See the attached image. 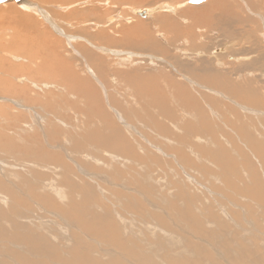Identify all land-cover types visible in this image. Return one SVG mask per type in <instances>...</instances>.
I'll return each instance as SVG.
<instances>
[{
	"label": "bare ground",
	"instance_id": "6f19581e",
	"mask_svg": "<svg viewBox=\"0 0 264 264\" xmlns=\"http://www.w3.org/2000/svg\"><path fill=\"white\" fill-rule=\"evenodd\" d=\"M40 1L43 2L45 0ZM46 1H55L56 3H48V5L51 4V7L46 6L45 9L39 8L30 0L6 2L0 6V102H8V108L12 114L16 112L24 114V112H27L33 120V125H19L17 130H13L15 135L11 136L4 133L2 129L5 115L0 112V156L3 158L5 154V159L23 165L21 169L17 170H0V264H83V262H87L86 264H122V262L127 264L125 254H123L125 249L119 248L118 243L119 241L124 244L130 242L131 247L138 249L135 244L129 241L128 238H132L130 234L139 238L141 244L144 245L141 254L149 257L152 264H214L211 262L212 259L210 260L208 257L210 251L204 245L206 239L203 238V235L213 239L219 248L223 247L228 259L231 256H236L238 258L235 257L234 261H244L247 255L252 254L255 256L254 260L247 262L264 264V254L261 253L264 251V233H260L258 230V227L261 228L260 222L264 224V217H261L262 215L259 216L260 214L258 215V212L255 213L254 211V207H259L263 212L264 206L259 203V200L256 201L248 197L249 195L246 197L243 195L245 190L255 193V188L260 184L258 188L261 197L264 196V182L260 180V172L258 168H255L253 162L240 165L236 161H232L231 151L229 150V153L225 151L224 145L217 141L214 126L210 122L200 121L198 118L204 106L208 105L206 101L213 103V106H208L213 117L221 118L224 121L223 111L228 108L224 105L222 111L215 107L214 99H210V96L205 94L206 92H201V99L205 101L204 105L203 101L198 99L194 92L191 91L187 82L192 85L197 84V88H205L204 90H207L212 95H218L226 100L235 102L242 111L244 107L243 105L240 106L236 102L237 100L244 103L246 101L250 105L262 109L261 112L245 107L248 114L252 117L254 116V123L251 118H247L245 115L242 119L235 117L240 122L237 125L229 120H227L228 123L224 122L229 130L239 138L240 143L245 145L243 147L252 154H259L260 150H264V136H262V132L260 133V131H264V121H260L261 118H264V98L258 88L252 85L253 82H257L256 79H253L248 84H241L237 82L238 80H234V77H229L230 75L227 73L216 71L213 67L214 65H206L208 60L206 59L205 61L203 58L207 57L205 54L208 50L210 51V48L208 49V46L201 45V43H195L198 40L196 33L194 41L189 40V42L182 37L179 40L178 37L182 34V29L178 28L176 21L173 22L171 15L165 14V11L174 14L180 8L183 9L185 7L178 16L183 21L188 22L191 27L195 24V20L196 22L198 21L196 24H200V26L210 27L211 29L209 30L211 31H208L207 38L211 37L213 39L215 37V40H217L218 35V39L223 38V40H229L231 43L246 39V43H248L251 38L262 37L264 39V4H261L263 0H206L204 4L202 3L203 5L198 7L193 4L189 5L191 1L188 2V0L179 2H170L168 0L169 2H159L151 8H130L128 9L130 13L118 11L119 14L117 15L112 13V6L115 5L109 0L96 2H93V0H81L70 5H66L70 0ZM86 3H91L92 5H86ZM94 5L103 8L110 6L109 13L105 16L103 23H100V11L91 9ZM52 7L59 11L51 9ZM204 10L207 13L200 14L204 13ZM61 11L65 14L71 11L67 16L77 22V24L75 23L76 25H74V21L63 23L66 26L65 28L67 30L70 29L69 31L71 32L76 31L81 26H89L91 31L95 32L96 29L92 25L98 27L97 30L107 28V25L115 26L112 30H116L120 26V20L133 21L136 18L135 20L140 25L138 27L132 26L130 30L124 28L120 31V35L124 39L117 42V45L131 47L142 53H153L155 55H149V59L152 61L155 58H159L160 62H166V60L170 59L175 62L174 68H177L182 74H187L190 78L183 74L181 76L187 82L179 83L178 81L177 83L175 79L173 80L174 76L170 80L164 79L161 81L158 77L148 76L145 79H143L144 77L134 79L131 74L123 73L122 77L128 85L127 87L125 86L126 95H123L127 96V98L121 97L120 93L116 91L117 89L115 90L116 95L104 94L103 96L96 82L103 88L104 84L98 76V72L105 74L106 70L103 67V63L99 62L100 57L95 51H99L104 55L108 54V52H116L114 55H117L116 58L120 60L118 65L121 67L124 66L125 62L138 64L143 57L140 61H135L132 58L134 52H130V57L123 58L121 56L123 52L100 47L98 42H115L108 37H104L102 35L103 32L98 36L84 33L87 38L65 34V30H62L64 28L60 27V23L57 21L62 16L56 12ZM35 15L45 20L53 31L55 27H59L62 31L61 34L71 43L74 42L72 40H84L85 43H91V46L95 43L98 45H93L95 51L88 48L86 44L84 46L79 45L78 50L73 46L76 51L74 65L81 70L77 71L71 67L70 62L64 57L68 51V46L65 51H60L59 48L52 47L50 38H42L41 43L53 49L56 54L57 73L54 74V78L57 82L63 84L64 88L57 86L58 84L54 83L51 78L47 80L49 76L44 79V77L42 78L39 75L40 73L30 71V68H33L34 59H39L40 56L37 51L33 55L34 49H29L26 46L28 41L21 38L18 30L22 24L21 20L27 21L30 19L31 21V17H35ZM137 15L143 19L153 17L141 21ZM83 18H91L93 21L81 23ZM148 21H153V28L150 27L148 29L149 26L145 25ZM250 23L259 24L261 30L258 31V34H255V31L253 34L250 29L241 33L235 32L234 26L243 24L246 27ZM148 25H150V22H148ZM11 26H14V29ZM197 29L203 30V27ZM162 32H167V34H169L168 32H173L172 34L175 33V36L173 35L174 37L167 41L163 37ZM192 33L194 34V32H191V35ZM34 42L36 45L35 40ZM173 42H176V44H173ZM191 43L193 44L191 45ZM186 45H189L188 51L183 48ZM196 45L199 49L194 51L193 48ZM178 46H182V48ZM171 50L182 55L183 52H188V54L203 57L201 58L203 61H200L204 65L195 66L196 61L195 63L193 61V63L182 62L178 58L170 56L171 52L173 53ZM216 50H219L220 53L223 52L219 48ZM191 51L195 53L192 54ZM241 53L244 55H241L242 58H240L246 62L251 60L250 58H254L244 64V70L264 68V53L258 49L242 48ZM67 56L72 58L71 55ZM215 59L213 58V60ZM24 60H27L29 65L22 66ZM44 62L41 59L38 67ZM209 62H211V59ZM6 63L9 64L8 68L5 66ZM142 63H145V61H142ZM41 68L43 67L40 66V70H42ZM82 72L88 76L82 75L84 74ZM244 74L256 77L253 72H244ZM262 79H264L263 74ZM114 80V83L119 81V79L116 81V78ZM65 89L66 91H64ZM102 90L104 93L105 90ZM41 93L45 94L44 100H42L43 95ZM61 96L67 98L68 101L63 99L64 97L61 98ZM118 96L121 97V101L118 100ZM69 97H72L73 101ZM38 102L41 105L43 104L42 108L37 107L42 114L39 120L33 118L37 108L30 106V104ZM110 108H112V111L109 110ZM120 109H123L122 113ZM70 114L74 116L72 121L66 117V115ZM124 115H126L127 124L130 127L125 126V128H122L120 124L115 122V117H117L119 122L124 124ZM76 116L78 118H75ZM64 121L72 123L67 125ZM134 121L138 122L135 123L139 124L137 125L138 127L131 123ZM35 125L40 127L41 133L40 131L37 132L31 137L32 141H28L25 135ZM128 128H130V131ZM140 129L142 134L139 137L142 138L143 142L148 140L146 142H149L147 145H143L140 140L139 142L134 141ZM17 131L24 135L22 148L30 150L29 154L11 155V151L16 148V146H13V142H18L23 138V136L16 134ZM151 135H154L155 139ZM128 136H131V142H129ZM226 136L228 137L227 134ZM222 138L228 141V149L236 147L231 143V138ZM150 139L156 141L160 139L164 143L159 145ZM193 139H195V143H193ZM151 144L154 146V150L150 148ZM212 148H223V150L214 154ZM104 150L130 157V165H121L112 154ZM159 150L161 152L175 153L177 157L167 154L169 156L167 160L162 159L159 156L160 154L158 155ZM238 151L240 150L238 149L237 153H239ZM136 153H143L146 157L139 158ZM86 154L99 157L103 160V163L97 165L88 161L87 157H85ZM171 159L175 160L174 162L178 164L180 170L185 173L187 181L185 179L182 180L183 178H177L180 175L178 174L179 169L175 167ZM245 159L248 160V158ZM72 160H74L73 162L76 166L70 165ZM192 162H198V168L202 169L197 168V170H194L201 179L208 177L206 180L214 179L219 183V176L213 175L214 173L210 172L212 170L209 171L210 168L203 166L205 164L206 166L214 167L213 163L217 164L219 170L222 171L224 183L226 181L225 188L226 186L231 187L230 190H227V194L229 197L233 194L239 198L237 200L238 203H235L234 200L232 205L234 204L235 208L239 207L243 211L245 219L248 216L253 221L246 220L247 226H245L242 222L237 221L239 216L236 214L235 216L230 215V219L235 217L237 222L228 219L232 221L229 224L225 219V216L229 213V211L226 213L228 205L226 204L227 206H225L218 201L219 208L225 215L223 216L220 213L221 210L217 211L224 219H222L223 217H217L215 214V205L214 207H210V204L209 206L201 205L203 216H207L210 213V208L214 209V214L208 218L206 217L203 224L204 226L209 225L208 227L211 230L205 229L204 226H200L198 223H193L194 220L192 221L188 216L183 217L180 228L172 229L169 227L167 224L169 211L176 208L179 202H183L184 207L180 212L184 213L188 209L187 202L190 200V193L187 189H189V186H192L195 191L199 189L190 184L191 181L188 179L186 168H183V166L191 167ZM82 167L90 170L97 168L95 170H99V173L93 175V177L85 175L88 179L97 180L94 181L96 187H92V185L83 181L82 175L84 173L81 170ZM238 167H241V171L249 182V184L247 183L248 185L241 183V180L232 178V171ZM191 169L193 171L192 167ZM261 172L264 171L261 170ZM171 177H173L175 182L171 181ZM98 181L108 185L113 184L115 181L124 184L123 192L111 193L113 199H118V202L120 200L121 203H119L124 205V210L123 206H121L123 211L120 209L124 212V215L121 212L119 214L116 210L107 209L108 203L107 205L98 203L99 201L95 199V188L105 189ZM221 181L223 182V180ZM213 183H210V185H213ZM234 183L239 185L240 190L234 189ZM83 186L87 187V189ZM217 189L219 190L218 187ZM251 197L253 196L251 195ZM190 198L193 197L191 196ZM248 203L253 204L254 207L250 208ZM241 210L236 209V211ZM128 211H131L133 215ZM112 213H114V216L116 213V217ZM213 217H216V219H213ZM188 230L200 232L201 237L191 234ZM255 239L262 240L259 246L255 244ZM196 241L197 248L195 250L193 244ZM94 242L96 246L94 244L95 247L89 248L88 245L91 244L93 246ZM215 247L212 244L211 248L217 252L218 249ZM85 252H87L88 256ZM84 255L89 260H85ZM130 255H132L131 250ZM219 256L218 259L224 264L223 256L220 254ZM130 264H133V262L130 261Z\"/></svg>",
	"mask_w": 264,
	"mask_h": 264
},
{
	"label": "rangeland",
	"instance_id": "374dc122",
	"mask_svg": "<svg viewBox=\"0 0 264 264\" xmlns=\"http://www.w3.org/2000/svg\"><path fill=\"white\" fill-rule=\"evenodd\" d=\"M30 1H32V2H34L35 3V5H37L39 8H41V9H45V7L47 6V7H51V4L50 5H48V3H56L55 1H40V0H30ZM77 1H81V0H70V2L68 3V4H66V5H70V4H72V3H74V2H77ZM96 1H106V0H93V2H96ZM112 4H114L115 6H112V9H111V11H112V13L113 14H119L118 13V11L119 12H121V11H124L125 13H130V11L128 10V9H130V8H151V7H154L157 3H159V2H164V1H166V2H179V1H181V0H109ZM190 1H192V0H188V2H190ZM204 1L206 2V0H203V4H204ZM184 2V1H183ZM202 3H200V4H193V5H196V7H198V6H201V5H203ZM87 4H89V5H92L91 3H86V5ZM190 4H192L191 2L189 3V5ZM261 4L263 5L264 4V0L261 2ZM1 5H3V4H0V6ZM83 7H84V5H82ZM183 6V5H182ZM264 6V5H263ZM95 7V9H93ZM94 7H92L91 9L92 10H97V11H100L99 13H100V16H101V20H100V23H103V21L105 20V16L109 13L108 12V10H110V6L109 7H107V8H103V7H99V6H97L96 7V5H94ZM181 7V6H180ZM103 8V9H102ZM51 9H55L54 7H52ZM185 9V7H183V9H181L180 8V10H178L176 13H174V14H170V12H166L165 11V14L166 15H171L170 17H171V19L173 18V22H177V25L179 26L178 28L181 30L182 29V31H181V33L182 34H180L179 35V37H178V39L180 40L181 39V37L182 38H186L188 41L189 40H195L196 39V35H197V37H198V40L195 42V43H197V44H200L201 43V45L203 44L204 46L206 45V46H208V49L210 48V51L208 50V52H206V54H205V56H207V57H198V56H195V55H191L190 53L188 54V52H183V55L182 54H180V53H178V52H174L173 50H171V51H173V53L171 52V57H175V58H178L180 61H182V62H184V61H186V62H194L195 63V61H196V63L194 64L195 66H201V65H204L203 63L201 64V61H203V60H205L206 61V59L208 60V61H206V65H210V64H212V65H214L213 67L215 68V70L216 71H218V72H220L221 71V73H227L228 75H230L229 77H234V80H238L237 82H239V83H241V84H248L250 81H253V79H256V81L257 82H253L252 83V85L255 87V88H258V90H259V92H260V94H261V96L264 98V79H262V74L264 75V68H259V67H257V68H259V69H255V70H251V69H247V70H244V64L245 63H248L249 61H252L254 58H250L251 60H248L247 62L244 60V59H241L242 57H241V55H244L243 53H241V50H242V48L244 49H258L260 52H262V53H264V39L262 38V37H259V38H251V41H249V39H248V43H246L247 41V39L246 40H243V41H240V42H233V43H231L229 40H223V38L222 39H218V35H217V40H215V37L213 38V39H211V37H209V38H207V34H208V31H211V30H209V29H211L210 27H206L205 28V26H200V24H196V23H198V21L196 22V20L194 21L195 22V24L197 25H192V27H191V25L188 23V22H185V21H183L182 19H181V17H179L178 15L179 14H181V12L183 11ZM15 10H17V9H15ZM56 11H59L58 9H55ZM56 13H58L60 16H62L61 18H60V20L58 19L57 21H59V23H60V27L62 26L64 29H62V30H65L64 31V33L65 34H68V35H70V34H72L73 36L75 35L76 37H81V36H83V37H86L85 35H84V33H88L89 35H92V36H98V35H100L101 34V32H103V36L104 37H108L109 39H112V40H114L115 42L114 43H109V42H98L99 43V45H100V47H106V48H109V49H114V50H118V51H120V52H123V53H121V56L124 58H128V57H130V54L132 53V52H134V53H136L135 55H134V53H133V56H132V58L135 60V61H140V59L142 60V61H145V63H142V61H140V62H138V64L137 63H132V64H129V62L127 63V62H125L123 65L124 66H119L118 65V62L120 61L118 58H116L117 57V55L115 56L114 55V53H116V52H114L113 50H111V51H113V52H111V53H109L108 52V54H106V55H104V54H102L101 52H99V51H95L94 49V47H93V45L94 46H98L96 43L95 44H93L92 46L90 45L91 43H85V41L84 40H72V41H74V42H69L65 37H64V35H62L61 34V30L59 29V27H55L54 28V31L50 28V25L45 21V20H43L41 17H39V16H37V15H35V17H31L32 18V20L30 21V19H28L27 21H22L21 20V17H20V20H21V22H22V24H21V26H20V28H19V33H20V36H21V38H23V39H26L28 42L26 43V46L27 47H29V49H34V51H33V55H35V53L34 52H36L37 51V53H38V55L40 56V58L39 59H34V62H33V65H32V67L33 68H30V71H34V73H40L39 75L43 78L44 77V79H46V76H49V78L47 79V80H50V78L52 79V81L54 80V83H56V84H58L57 86H59V87H63L64 88V85L63 84H60V82H57L56 80H55V78H54V74L55 73H57V68H56V62H57V58H56V54L54 53V51H53V49H50L49 47H47V46H44L42 43H41V40H42V38H50V40L52 41V47H55V48H59V50L61 51V50H66V48H67V46H68V51L66 52V54H65V58L70 62V65H71V67L72 68H74L75 70H77V71H81L79 68H76L75 67V65H74V63H75V61H76V51H75V49H74V47H76L77 48V50L79 49V47L82 45V46H84L85 44H86V46L88 47V48H91V50H94L96 53H98L97 55H98V57H100L99 58V62L100 63H103V67H104V69L106 70V73L105 74H103L102 72H98V76L100 77V79H101V81H103L102 83L104 84L103 85V88H101L102 86H100V84L98 83V82H96L95 84L97 85V87L99 88V91H100V93L104 96V94H110V96L113 94V95H116V93H115V90L116 91H118L119 93H120V96L122 97V96H124V98H127V96H125L126 95V93H125V89H126V87L128 86L127 84H126V81L124 80V78L122 77L124 74L123 73H129V74H131V76L134 78V79H136V78H143V79H145V77L146 76H148V77H158V79H160L161 81L162 80H170V78L172 77V76H174L173 77V80L175 79V81L178 83V81H179V83H186L187 81L186 80H184V78H182V76L181 75H186L188 78H190V76H188L187 74H185V73H181L177 68H174L175 67V62L174 61H172V60H170V59H168V60H170V61H168V60H166V62L165 61H162V62H160L158 59L159 58H155L153 61L152 60H150L149 59V55H155V54H150L149 52L148 53H146V52H141V51H138V50H134V49H132L131 47H121V46H118L117 44V42H119V41H121V39H124V37H122V35H120V31H122L124 28H128L129 30H130V27H138L139 25H140V23L137 21V20H133V21H130V20H126V19H122V20H120V22H119V24H120V26L118 27V28H116V30H112L115 26H111V25H107V28H101L100 30H97V28L98 27H96V26H94V25H92L95 29H96V31L95 32H93V31H91V28L89 27V26H86V27H83V26H81L79 29H76V31L74 32H71V31H69L70 29H66L65 27V23L67 22V23H71L72 21H74V20H72L71 19V17L70 16H67V15H69L70 13H71V11H70V13L68 12V13H62V11L61 12H56ZM207 12L204 10V13L202 12V13H200V14H206ZM239 13H240V11H239ZM89 14H91V13H89ZM65 16H67V17H65ZM93 16V15H92ZM138 16V15H137ZM139 18L138 19H140L141 21H144V20H147V19H151L153 16H151V17H149V18H147V19H143V18H141L140 16H138ZM178 17V18H177ZM55 18H57V17H55ZM64 18H66V19H64ZM70 19V20H69ZM84 19V20H83ZM83 19H81V23H86V22H89V21H93V19H91V18H87V19H85V18H83ZM178 19V20H177ZM64 20H66V21H64ZM61 21V22H60ZM83 21V22H82ZM187 21V20H186ZM148 22H150V25H148ZM148 22H146L145 23V25L146 26H149L148 27V29L151 27V28H153L154 26H153V21H148ZM193 22V23H194ZM64 23V24H63ZM77 24V22L76 21H74V25H76ZM152 23V24H151ZM193 23H191V24H193ZM111 24V23H110ZM114 24V23H113ZM190 25V27H188L189 25ZM253 24V25H252ZM137 25V26H136ZM196 27V28H195ZM200 27H203V30L201 29H197V28H200ZM235 27V32H242V31H246L247 29V31H249V29H250V32H254L255 34H258V31H260L261 30V27H259V24L258 23H250L249 24V26H244L243 24H240V26H234ZM240 27V28H239ZM242 27H243V29H242ZM245 27V28H244ZM11 28H13L14 29V26H11ZM81 29V30H80ZM87 30V32H86V30ZM159 29V28H158ZM206 29V31L204 32V30ZM150 30H152V29H150ZM195 30V31H194ZM78 31V32H77ZM191 32H194V34L192 33V35H191ZM169 34H167V32L166 33H164V32H162V35H163V37L167 40V41H170L171 39H172V37H174L175 36V33L174 34H172L171 32H168ZM188 33V34H187ZM195 33H196V35H195ZM199 33V34H198ZM201 33V34H200ZM253 33V34H254ZM43 34V35H42ZM165 34V35H164ZM190 34V35H189ZM172 35V36H171ZM174 35V36H173ZM188 35V36H187ZM24 36V37H23ZM117 36V37H116ZM192 36V37H191ZM195 37V38H194ZM203 37V38H202ZM64 38V39H63ZM87 38V37H86ZM190 38V39H189ZM207 38V39H206ZM31 40V41H30ZM34 40L36 41V45H35V42H34ZM206 40V41H205ZM56 41V42H55ZM62 41V42H61ZM76 41V42H75ZM132 41V40H131ZM226 41V42H225ZM228 41V42H227ZM32 42V43H31ZM80 42V43H79ZM190 42V41H189ZM30 43V44H29ZM84 43V44H83ZM183 43V42H182ZM228 43H230V44H228ZM245 43V44H244ZM254 45H253V44ZM27 44H29V45H27ZM40 44V45H39ZM72 46H71V45ZM173 44H176V42L174 43L173 42ZM193 43H191V45H192ZM227 44V45H226ZM247 44V45H246ZM80 45V46H79ZM74 46V47H73ZM189 45H186V47H183L184 49H186V51H188L187 50V48H189L188 47ZM251 46V47H250ZM47 47V48H46ZM179 48L181 47L182 48V46H178ZM93 48V49H92ZM174 48V47H173ZM196 48V49H195ZM222 49L223 50V52H222V50H220L222 53H220L219 52V50H216V49ZM241 48V49H240ZM131 49V50H130ZM194 51L196 50H198L199 48L197 47V45L196 46H194ZM235 49V50H234ZM213 50V51H212ZM216 50V51H215ZM228 50H229V53H228ZM194 51H191L192 52V54H194L195 52ZM63 52V51H62ZM131 52V53H130ZM230 52H233V53H230ZM101 53V54H100ZM124 53H126V54H124ZM197 53V52H196ZM123 54V55H122ZM128 54H129V56H128ZM208 54V55H207ZM238 54V55H237ZM67 55H71L72 56V58H68V56ZM139 55V56H138ZM141 55V56H140ZM175 55V56H174ZM220 55V56H219ZM232 55V56H231ZM156 56H158V55H156ZM247 56V55H246ZM22 57V56H21ZM75 57V58H74ZM138 57H140V58H138ZM193 57V58H192ZM218 57V58H217ZM222 57V58H221ZM231 57H233L232 59H231ZM240 59H239V58ZM78 58H80V59H82L81 57H78ZM135 58H137V59H135ZM187 58H189V59H187ZM201 58H203V60L201 59ZM213 58L215 59V60H213ZM220 58V59H219ZM236 58H238V59H236ZM41 59L43 60V61H45L46 62V65H45V62L44 63H41L40 65H39V67H38V63L41 61ZM79 59V60H80ZM157 59V60H156ZM196 59V60H195ZM210 59H211V62H209L210 61ZM22 60V59H21ZM147 60V61H146ZM162 60V59H161ZM199 60V61H198ZM201 60V61H200ZM213 60V61H212ZM27 60H24V63L22 64V66H27V65H29V62L27 61ZM99 62H97V64H99ZM152 62H154V63H152ZM163 62H164V64H163ZM192 62V63H193ZM200 62V63H199ZM208 62V63H207ZM216 62V63H215ZM27 63V64H26ZM159 63H160V65H159ZM214 63V64H213ZM219 63H221V64H219ZM232 63V64H231ZM127 64V65H126ZM157 64H158V66H157ZM163 64V65H162ZM201 64V65H200ZM37 65V66H36ZM133 65V66H132ZM162 65V66H161ZM167 65V66H166ZM243 65V66H242ZM5 66H6V68H8L9 67V64L8 63H6L5 64ZM36 66V67H35ZM40 66L41 67H43V68H41L42 70H40ZM46 68H45V67ZM177 66V65H176ZM35 67V68H34ZM37 68V69H36ZM234 68V69H233ZM33 69V70H32ZM150 69V70H149ZM156 69H158V70H156ZM232 69V70H231ZM36 70V71H35ZM149 70V71H148ZM226 70V71H225ZM40 71H42V72H40ZM233 71V72H232ZM258 71V72H257ZM244 72L245 73H247V72H250V73H254V74H256V77H253V76H247L248 74H244ZM43 73V74H42ZM82 73H84V72H82ZM230 73V74H229ZM161 76H160V75ZM82 75H84V76H86L87 74L86 73H84V74H82ZM151 75V76H150ZM158 75V76H157ZM246 75V76H245ZM88 76V75H87ZM142 76V77H141ZM240 76V77H239ZM244 78H243V77ZM147 77V78H148ZM178 77V78H177ZM237 77V78H236ZM116 78V81L119 79V81H117L116 83H114L115 82V79ZM240 78H243V79H240ZM178 79V80H177ZM245 79V80H244ZM247 79V80H246ZM172 80V79H171ZM243 80V81H242ZM260 81V82H259ZM125 82V83H124ZM259 83V84H258ZM187 84L189 85V87H190V89H191V91H193L194 92V94L198 97V99H200L201 101H203L202 99H201V92H203V93H205L206 95H208V96H210V99H214V101H215V103H216V105H214L215 107H217V108H219V109H221L222 111H223V106L225 105L228 109H226L225 111H223V113H224V116H225V121L223 120V119H221V118H217V117H213V115H212V113H211V111H210V109H208L209 107L208 106H213L212 104L213 103H211V102H209V101H206V103H208V105H205V101H203L202 103L205 105L204 106V108H203V110L201 111V113L199 114V116H198V118H199V120L200 121H207V122H210L211 123V125H213L214 126V128H215V130H216V133H215V137H216V139H217V141L219 142V143H221V144H223L224 145V150L225 151H227L228 153L231 151V157L233 158L232 159V161H236V163H238V164H242V163H249V162H253V165L255 166V168L257 169L258 168V170H259V172H260V175H261V177H260V180L261 181H263L264 182V172H261V170L262 171H264V150H260V152H259V154H252L250 151H248V150H246L244 147H245V145L244 144H242V143H240V141H239V138L238 137H236V135H234L233 133H232V131L231 130H229V128H228V126L225 124V123H228V121L227 120H229L230 122H232V123H234V124H236L237 125V123H240V122H238L236 119H235V117H238V119H242L243 117H244V115L245 116H247V118H251L252 119V122L254 123V116L252 117L251 115H249L248 114V111H246L245 110V107H248V108H250V109H253V110H258V111H261L262 109L260 108V107H255V106H252V105H250L249 103H247L246 101H245V103L244 102H242V101H238L237 100V98H235L237 101V103L241 106V105H243V107H244V109H243V111L236 105V103L235 102H231V101H229V100H226L225 98H222L221 96H216V95H212L210 92H208L207 90H204L205 88H197V84L196 85H192V84H190L189 82H187ZM117 85V86H116ZM257 85V86H256ZM126 86V87H125ZM107 88V89H106ZM102 89H104L105 90V92L103 93V90ZM108 90V91H107ZM64 91H66V89L64 90ZM124 93H123V92ZM42 95H43V97H42V100H44V95L45 94H43V93H41ZM123 94H125V95H123ZM64 96H61V98H63ZM121 97H119L118 96V100H120L121 101ZM58 98V97H57ZM71 98V99H70ZM231 98V97H230ZM63 99H67V98H63ZM69 99L70 100H72L73 101V98L72 97H69ZM60 100V99H59ZM69 100V102L71 103V101ZM231 100H233V99H231ZM67 101H68V99H67ZM217 101V102H216ZM235 101V100H234ZM76 103V102H75ZM81 104H83V103H81ZM223 104V105H222ZM38 105H40V106H38ZM8 106H9V103L8 102H4V101H1L0 102V112H2V113H4V115H5V119H4V122H3V125H2V129L4 130V133H6V134H8V135H11V136H13V135H15L14 133H13V130L14 129H18V126L20 125V126H23V125H33V120H32V118L30 117V114L29 113H27V112H24V114H22V113H19V112H16V113H13L12 114V112L10 111V109L8 108ZM30 106H34V107H41L42 108V106H43V104L41 105V103H33V104H30ZM78 106V105H77ZM33 107V108H34ZM73 107V106H72ZM35 108V109H36ZM74 108V107H73ZM112 108H110L109 110L110 111H112L111 110ZM113 109H116V108H113ZM122 111H123V109H120V112L122 113ZM207 111V112H206ZM247 112V113H246ZM262 112V111H261ZM204 113V114H203ZM208 113V114H207ZM250 113V112H249ZM231 115V116H230ZM233 115H235V116H233ZM254 115V114H253ZM41 116H42V114H41V111L37 108L36 109V114L33 116V118H36V119H40L41 118ZM66 117L67 118H69L71 121H72V119H73V115H66ZM234 117V118H233ZM75 118H78L77 116L75 117ZM232 118H233V120H232ZM124 124H121L120 122H119V120H118V118L117 117H115V122L117 123V124H120L121 126H122V128H125V126H128V127H130L128 124H127V120H126V115H124ZM260 121H264V118H261L260 119ZM65 122V124H67V125H70L72 122H66V121H64ZM225 122V123H224ZM256 122V121H255ZM40 124H41V122H39ZM130 123V122H129ZM131 123H133L134 124V126L136 125V127H138L137 125H139V124H135V123H138L137 121H134V122H131ZM258 125H259V122H258ZM235 128V127H234ZM129 129V131H130V128H128ZM7 130H8V132H7ZM41 129H40V127L39 126H37V125H35L32 129H29L28 130V132H27V134L25 135L26 137H27V140L28 141H32V138L31 137H33L37 132H39ZM10 131V132H9ZM225 132H226V134L228 135V137L229 138H231L230 139V141H231V143L234 145V146H236V147H233V149H228V141L227 140H224V138H222V137H225V139H228V137L226 136V134H225ZM263 133V135L262 136H264V131H260V133ZM40 133H41V131H40ZM148 133H149V131H148ZM147 133V134H148ZM16 134H19V135H21V136H23V138L21 139V140H19L18 142H13V146H16V148L14 149V150H12L11 151V155H16V156H19V155H24V154H29L31 151L30 150H27V149H23L22 147H23V144H24V135L23 134H21V133H19L18 131H17V133ZM142 134V132H141V129H140V132H137V134H136V136H135V138H134V141H137V142H139V140L142 142V144L144 145V144H148V143H146L148 140H144V142L141 140L142 138L141 137H139L140 135ZM147 134H146V136H147ZM144 136V135H143ZM142 136V137H143ZM152 137L154 136V135H151ZM129 137V142H131V136H128ZM155 137V136H154ZM153 137V138H154ZM149 138V137H148ZM234 138V139H233ZM155 139V138H154ZM151 141H154L155 143H157V144H161V143H164L163 141H161L160 139H158L157 141L156 140H153V139H150ZM235 142V144H234V142ZM33 143V142H32ZM193 143H195V139H193ZM237 143V144H236ZM152 145V144H151ZM164 145V144H163ZM241 146V147H240ZM244 146V147H243ZM153 145L152 146H150V148L152 149V150H154L153 149ZM237 147H239V148H237ZM241 148V149H240ZM165 150H167L166 148H164ZM218 149V148H217ZM213 149L212 148V150H213V152H214V154H216V153H218V152H220V151H222L223 150V148H220V149ZM226 149H228V150H226ZM235 149H239L240 151H238L239 153H237V150H235ZM251 149V148H250ZM230 150V151H229ZM101 151H103V150H101ZM104 151H106L107 153H109V154H112L115 158H116V160H117V162L118 163H120L121 165H130V157H128V156H121V155H118V154H116V153H114V152H111V151H109V150H104ZM160 151V150H159ZM158 151V152H159ZM166 152V153H165ZM165 152H159L158 153V155L159 156H161V158L162 159H165V160H167V158L169 157V156H167V154L169 155V154H171V155H174L175 157H177V155L175 154V153H171V152H167V151H165ZM155 153H156V151H155ZM165 153V155H163ZM157 154V153H156ZM240 154V155H239ZM251 154V155H250ZM136 155H137V157H139V158H144V157H146L143 153H136ZM242 156V157H241ZM85 157H87V159H88V161H91V162H94V163H96L97 165H100V164H102L103 163V160L102 159H100L99 157H96V156H94V155H92V154H86L85 155ZM166 157V158H165ZM228 157H230V156H228ZM242 158H243V160H242ZM245 158H248V160H250V161H248V160H246ZM245 159V160H244ZM74 160H72L71 161V163H70V165L71 166H76V164L73 162ZM171 161H175V160H173V159H171ZM248 161V162H247ZM258 161H260V162H258ZM179 162V161H178ZM194 163V164H193ZM263 163V164H262ZM192 165H191V167L193 168V171H192V169H191V167H185V166H183L182 164V166H183V168L186 170V173H187V175H188V179L191 181L190 182V184L191 185H194L196 188H199V189H201V190H199L198 189V191H195L194 190V188L192 187V186H189V189H187L188 190V192L190 193V197L192 196L193 198H190L189 197V202H187L188 203V209L184 212V213H182V212H180V210L181 209H183V207H184V203L183 202H179L178 204H177V206H176V208H174V209H172V210H170L169 211V217H168V219H167V224L169 225V227H171L172 229H176V228H180V226H181V224H182V219H183V217L184 216H188V218L190 217L191 218V220L193 221V223H198L200 226H204L203 224L205 223L204 222V219H206V217L208 218L209 216H211V215H213L214 214V209H215V214L217 215V217L219 216L220 218H222L225 214L223 213V211L219 208L220 206L218 205V201H220L222 204H224L225 206H227V212L226 213H228V211H229V213H228V215L227 216H225V219H226V221L229 223V224H231L232 223V221L234 220V221H236V219H235V217H232L231 219H232V221H230L231 219H230V217L231 216H235L236 214L239 216L238 218H237V221H240V223L242 222L245 226H247V224H246V220H251V221H253L251 218H248V216H246V219H245V215H244V213H243V211L238 207V208H235L234 207V204L232 205V202H234V200H235V203L237 202L238 203V197L236 196V195H233V194H231L230 195V197H229V195L227 194V190H230V186H226V188H225V183H226V181H225V183H224V178L222 177V171H220L219 170V167H217L218 165L217 164H215V163H213V165H214V167H212V166H206L205 164H203V166H205V167H208V168H210L209 169V171L210 170H212V171H210L213 175H217V176H219V178H220V180H219V183H218V181L216 182V180H212V179H209V180H206L205 178L204 179H201L198 175H197V173L194 171V170H197V168L199 167V164H198V162H192L191 163ZM263 166H262V165ZM174 165H175V167L177 168V169H179V171H178V174H180L179 175V177H177V178H179V179H182V180H184L185 179V181H187V176L185 175V173H183L181 170H180V168H179V166H178V164L176 163V162H174ZM215 165H216V168H215ZM257 166V167H256ZM21 167H23V165L22 164H20V163H18V162H14V161H11V160H9V159H5V154L3 155V158L0 156V170H9V169H11V170H17V169H21ZM204 167V168H205ZM242 167V166H241ZM241 167H238L236 170H233L232 171V178H235V179H237V180H241L242 182L241 183H243V184H249V182H248V180L245 178V176H244V173L241 171ZM215 170H214V169ZM95 169H97V168H95ZM90 170V169H87V168H85V167H82L81 168V170H82V172L84 173V175H82L81 173H80V175H82V179H83V181H85V183H89L90 185H92V187H96V185L94 184V181L96 180V179H88V178H86V176L87 177H93V175H95V174H98L99 173V170ZM198 169H200V168H198ZM216 169H218V170H216ZM200 170H202V169H200ZM222 170V169H221ZM213 171H215V172H213ZM216 172H218V173H216ZM216 173V174H215ZM263 173V174H262ZM86 175V176H85ZM233 175H235V176H233ZM84 176V177H83ZM231 176V175H230ZM172 179H171V181H173V182H175V180L173 179V177H171ZM234 179V180H235ZM211 180V181H210ZM221 180H223V182L221 181ZM244 180H245V182H244ZM97 181V180H96ZM213 181H214V183H213ZM99 182V184H101L102 185V187L103 188H105L104 190H101V188H99V187H97V188H95V199L97 200V201H99L98 203L100 204L101 203V205H107V203H108V205H107V209H113L114 211L116 210V211H118L119 212V214H120V212H121V214L123 213V215H124V212H122L123 210H124V205L122 204H120L121 203V201L119 200V202H118V199H113L112 198V195H111V193H115V192H118V191H124V184L122 183V182H119V181H115L113 184H111V185H108L107 183H104V182H100V181H98ZM221 182V183H220ZM210 183L212 184L213 183V185H210ZM223 183V184H222ZM247 184V185H248ZM260 184H258V186H259ZM127 186V185H126ZM222 186V187H221ZM223 186H224V188H223ZM258 186L255 188V193H251L250 191H244V193L245 194H243L244 195V197H246V196H248V197H250V198H253V199H255L256 201H258L259 200V203L260 204H262L263 206H264V196H262L261 197V193H260V190H259V188H258ZM84 187V186H83ZM129 187V186H128ZM217 187L219 188V190L217 189ZM84 188H86L87 189V187H84ZM234 189L235 190H240V188H239V185L238 184H236V183H234ZM221 190V191H220ZM201 191H202V193H201ZM223 191V192H222ZM125 194H127V195H129L127 192H124ZM123 193V194H124ZM219 195H218V194ZM221 193V194H220ZM229 193V192H228ZM238 193L240 194V192L238 191ZM249 193V194H248ZM124 194V195H125ZM217 195V196H216ZM251 195L253 196V197H251ZM220 196V198H218ZM256 198H258V199H256ZM192 199V200H191ZM214 199V200H213ZM227 202H226V201ZM229 200V201H228ZM102 202H104V203H102ZM231 202V203H230ZM7 203V202H6ZM115 203H117V204H115ZM212 203V204H211ZM119 204V205H118ZM209 204H210V207H214V205H215V208L214 209H212V208H210L211 210H210V213L207 215V216H203V212L201 211V210H203V208H202V206L201 205H205V206H209ZM227 204V205H226ZM110 205V206H109ZM113 205V206H112ZM229 205H231V206H229ZM120 208H119V207ZM121 206H123V210H122V207ZM248 206L251 208V207H254V205L252 204L251 205V203H248ZM117 207V208H116ZM144 207L145 208H147L146 207V205H144ZM234 208V209H233ZM246 208V207H245ZM122 211H121V210ZM236 209L238 210H241V211H236ZM217 210H221L220 211V213H222V215H219V213H218V211ZM111 212H112V210H110ZM113 211V212H114ZM235 211V212H234ZM254 211H255V213H257L258 212V215L259 216H261V217H264V211L262 212L260 209H259V207H257V208H255L254 207ZM128 212H131V211H128ZM217 212V213H216ZM238 212H239V214H238ZM241 212V213H240ZM261 212V213H260ZM11 213V212H10ZM9 213V214H10ZM114 213H112V215H113ZM131 215H133L132 214V212L130 213ZM116 213H115V216L114 217H116ZM135 215H137V216H139L138 214H135ZM231 215V216H230ZM242 217V218H241ZM255 218H257V217H255ZM213 219H216V217H213ZM222 219H224V217L222 218ZM228 219H230V220H228ZM241 220H243V221H241ZM233 221V222H234ZM236 221V222H237ZM239 223V222H238ZM260 225H261V228L260 227H258V230H259V232L260 233H264V224H262L261 222H260ZM209 226V225H208ZM208 226H204L205 227V229H207V230H211L210 229V227H208ZM119 230V229H118ZM188 232H190L191 234H193V235H195V236H197V237H201V234H200V232H196V231H194V230H188ZM193 232V233H192ZM243 232V231H242ZM242 232H240V233H242ZM85 233V232H84ZM199 234V235H198ZM131 235V237L132 238H128L129 239V241H131L133 244H135L137 247H138V249H136V248H133V247H131L130 246V242L129 243H126V244H124L123 242H121V241H119V243H118V247L119 248H124L125 249V253H123V254H125V259H126V263L127 264H130V261H132L133 262V264H152V262H151V259L149 258V257H147V256H145V255H142L141 253V251H142V249H143V247H144V245L143 244H141V242H140V240H139V238L136 236V235H133V234H130ZM257 235H259V234H257ZM204 236V237H203ZM202 237L204 238V239H206L205 240V242H204V245L206 246V248L210 251V253L208 254V257L210 258V260L212 259V261L211 262H213L214 264H215V262H217L216 264H223L218 258L220 257L219 256V254L220 255H222L223 256V258H222V260H223V262H224V264H252V263H250V262H247V261H251V260H254V255H247V258L246 259H244V261H242V260H236V261H234V259H235V257L236 256H231V258H229L228 259V256H226L225 255V249L223 248V247H220L219 248V246H217L216 244H215V242L213 241V239H211V238H209V237H207L206 235H203ZM205 236H206V238H205ZM191 237V236H190ZM193 238V237H192ZM139 240V241H138ZM257 239H255L254 241H255V244L256 245H258L259 246V244H260V242L262 241V240H257ZM101 241V240H100ZM213 241V242H212ZM94 244H95V242L93 243V246L91 245V244H89L88 245V247L90 248V247H95L96 246V244H95V246H94ZM212 244L213 245H215L216 247L215 248H217L218 249V251L217 252H215L211 247H212ZM110 246V245H109ZM234 246V245H233ZM131 248V249H130ZM193 248L196 250V248H197V241L195 242V244H193ZM213 248H214V246H213ZM222 251H221V250ZM87 251H88V249H86ZM121 250V249H120ZM130 250L132 251V255H130ZM140 250V251H139ZM60 251V250H59ZM121 251H123V250H121ZM126 251H128V253H126ZM124 252V251H123ZM90 253V252H89ZM219 253V254H218ZM223 253V254H222ZM261 253H263L264 254V251L263 252H261ZM85 254H87V252H85ZM127 254V255H126ZM87 256H88V254H87ZM132 256H133V258L135 259H133L132 258ZM84 259L85 260H89V258H87L86 257V255H84ZM129 259H128V258ZM226 257H227V260H226ZM208 258V259H209ZM236 258H238V257H236ZM229 260V261H228ZM87 262H83V264H86ZM89 263V262H88ZM122 264H124L123 262H122ZM195 264V263H194ZM199 264H203V263H199ZM254 264V263H253Z\"/></svg>",
	"mask_w": 264,
	"mask_h": 264
},
{
	"label": "water",
	"instance_id": "95a60500",
	"mask_svg": "<svg viewBox=\"0 0 264 264\" xmlns=\"http://www.w3.org/2000/svg\"><path fill=\"white\" fill-rule=\"evenodd\" d=\"M11 1H20V0H0V4L6 3V2H11ZM203 0H192V4H200L202 3Z\"/></svg>",
	"mask_w": 264,
	"mask_h": 264
}]
</instances>
